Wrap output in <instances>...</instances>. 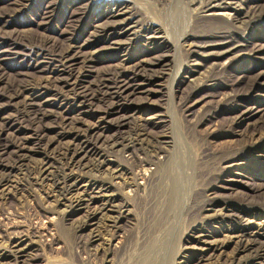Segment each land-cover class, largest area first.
<instances>
[{"label":"rangeland","instance_id":"374dc122","mask_svg":"<svg viewBox=\"0 0 264 264\" xmlns=\"http://www.w3.org/2000/svg\"><path fill=\"white\" fill-rule=\"evenodd\" d=\"M78 1L0 0V14L9 15L4 29L26 40L47 39L57 48L75 40V67L86 64L84 84L92 88L106 73L164 54L159 76L154 83H143L140 90L127 95L134 104L132 108L117 107L103 119L97 105L60 114L49 93L40 98L49 115L38 138L31 134L26 139L28 148L40 151L29 152V165L38 167L44 151L51 154L53 165H59L62 159L58 155L64 145L54 137L57 126L68 123L88 131L93 144L82 163L86 167L76 171L80 184L96 180L110 187L106 192L79 189V210L68 207L70 200L58 199L49 182L38 185L23 171H14L12 179L18 187H0V252L5 246L14 251L20 243L23 250L18 254L5 251L0 264H230L232 245L220 244L231 235L229 220L221 216L225 212L222 203L251 208L258 215L254 221H264V0H247L255 5L250 10L254 20L243 30L242 42L246 44L240 54L218 59L208 55L209 47L190 56L183 53L180 39L186 32L192 36L188 42L214 44L210 34L224 30V23L239 17L236 10L227 11L229 19H196L189 12L187 0L121 1L131 6L130 19L128 14L115 19L127 18L131 25L154 22L164 29V45L146 55L142 41L135 38L119 50L112 49L105 37L91 43L100 27L96 25H107L111 19L97 15L104 9L98 5L78 9ZM215 11L219 10L206 13ZM139 33L136 31V38L142 39L137 37ZM8 64V72L14 73L19 62ZM4 121L0 118V146L7 144L11 151L23 139L28 123ZM122 121L141 129L143 144L172 140L174 147H168L160 159L170 157L175 163L171 167L173 180L166 190L169 196L162 201L164 208L160 210L156 199L150 201L154 197L151 191L141 192L132 214L117 219L118 227L113 228L111 220L118 213L109 211V206L102 209V203L110 199L118 204L132 195L126 188L129 175L121 172L130 150L119 146L111 153L106 147L128 131L127 125H119ZM10 151L3 159L11 156ZM98 152L104 153L100 158L104 160L95 167ZM205 198L215 199L216 208L209 212L190 209L195 201ZM89 206L101 209L84 223ZM93 233L97 234L95 238H91Z\"/></svg>","mask_w":264,"mask_h":264},{"label":"bare ground","instance_id":"6f19581e","mask_svg":"<svg viewBox=\"0 0 264 264\" xmlns=\"http://www.w3.org/2000/svg\"><path fill=\"white\" fill-rule=\"evenodd\" d=\"M83 1L85 2L83 3ZM106 1H78V3H81L78 9L84 10L89 5H98L97 8L103 7L104 9H101L97 15L111 19L106 21L107 25H96V27H100L95 30L96 33L91 43L105 37L104 39L109 42L112 49L119 50L124 47L122 45L129 44L127 41L135 38L136 41H142L143 51L146 55L148 53L154 54L158 48L164 45V29L157 25V22V24L151 22L145 25H139V23L131 25L132 21H126L127 18L115 19L125 14H128V19H130L131 6L123 5L121 1L125 0H113V2L111 0L105 6ZM187 2L189 12L196 19L210 16L229 19L227 13L229 9L236 10L234 13H240L239 17L234 16L223 24L221 29L224 30L210 34V38H215L213 40L214 44L207 43L200 46V44L188 42L192 36L186 32L183 33L179 44L181 51L190 56L198 53V50L202 48L209 47L211 49L208 50V55L217 59L227 57L228 54L239 55L244 44L242 33H244L243 30L251 26V22L254 20V15L250 10L252 11L255 5L249 4L247 0H187ZM213 9L219 11L206 13ZM8 16L4 13L0 14V23L3 22V28L0 27V118H4L6 123L12 121L20 125L26 122L28 127L24 129L25 132L19 129L23 134V139L16 142L11 151L7 144H1L0 146V187L6 185L5 188L8 186L17 188V182L12 179V173L20 170L24 172L28 180H35L38 185L49 182L51 192L55 193L58 199L70 200L68 207H77L80 210L82 204L79 189L83 188L82 191L87 192L97 188L100 192H106L110 186L96 180L94 182L89 181L88 184H80L81 179L76 175V171L86 167L82 163L87 153L92 149L93 144L91 134L88 131L74 126L71 127L68 123L62 122L59 124L54 137V140L61 141L64 145L63 148H60L63 151H60V155H58L59 159H62L59 165H53L49 161L52 158L51 154L45 151L38 160V167L29 165V160L32 158L29 152L40 153V151L28 148L26 139H29L31 134H34L35 137L38 136L40 129L46 128L45 119L49 115L48 111L42 106L40 98L49 93L52 101L59 107L60 114L80 106L87 105L91 107L94 104L98 106L97 112L102 114L101 119H103L117 107L126 110L133 107L134 104L128 96L140 90L139 88L143 83L148 84L156 81L164 54L152 55L140 62L123 65L117 71L106 73L96 80L92 88V86L84 84L86 64L75 67V47H78L75 46V40L70 41L65 48H57L50 45L49 41H46L47 39L26 40L21 36L12 35L4 29L8 22ZM195 24L197 23L195 22ZM120 25L123 26L117 28ZM136 28L139 29L136 30ZM136 31L141 32L137 37L142 39L136 38ZM251 50L253 51V47ZM14 60H17L19 65L13 70L14 73H9L6 68L9 67V61ZM46 73H52V75L46 77L47 75L44 76ZM19 103L20 106L18 107ZM137 108H139V105ZM119 125H127L128 131L112 140L106 147L111 153L115 151V147L119 146L130 150V156L124 160L127 165L122 164L124 166H121V172L129 175L130 181H126V184H128L126 188L129 189L128 192H132V195L131 198L125 201L122 200L118 204H114L110 199L102 203V209L109 206V211L118 213L111 220L113 228L118 227L116 225L117 219L132 214L134 206L137 204L135 199L138 202L137 198L141 197V192L151 191L154 197L150 201L156 199L161 206L160 210L164 208L162 201L169 196L166 194V190L167 187L171 186L173 180L171 167L175 163L170 157L168 160L162 161L160 159L161 154H165L168 147H174L172 140L165 138L143 144L140 142L141 129L136 124L122 121L119 122ZM64 139H68V141H64ZM9 151L12 153L11 156L8 159H3L4 153H9ZM97 155L98 163H94L95 167L104 160H100L104 157V153L98 152ZM152 165L153 168H151ZM31 174H34V176L32 177ZM69 194L70 197L66 198V195ZM89 203L90 200L88 199L84 204L85 207ZM217 204L218 202L215 199L205 198L195 201L194 207L190 209L209 212L216 208ZM221 206L225 210L221 216L230 222L228 230L231 235L221 241L220 244L221 247L232 245L233 256L230 264L264 263V221L261 223L255 222L254 220L258 219V215L251 208H240L234 203H222ZM40 209L42 210V208ZM100 209L99 206L95 210L89 206L84 223L100 212ZM251 216H254V218H251ZM45 222L42 220L41 223L45 224ZM96 236L97 234L93 233L91 238ZM20 244L15 247L14 251L8 249L9 246H5L3 249L9 251L10 254L12 252L18 254L23 250ZM5 251L0 252V256H6Z\"/></svg>","mask_w":264,"mask_h":264}]
</instances>
